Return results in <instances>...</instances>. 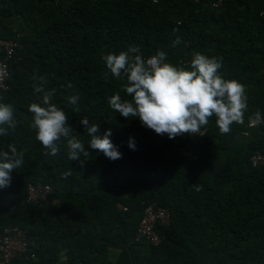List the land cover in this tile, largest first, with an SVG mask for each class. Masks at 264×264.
I'll return each instance as SVG.
<instances>
[{
	"label": "trees",
	"instance_id": "16d2710c",
	"mask_svg": "<svg viewBox=\"0 0 264 264\" xmlns=\"http://www.w3.org/2000/svg\"><path fill=\"white\" fill-rule=\"evenodd\" d=\"M0 37L19 43L0 102L20 121L0 135V151L15 145L23 155L0 189V239L14 227L28 239L6 264H264V165L251 162L264 150V122L248 119L264 116V0H0ZM129 46L145 59L165 51L177 67L188 68L193 51L222 59L225 79L245 86L244 124L222 135L213 116L203 133L170 139L115 112L109 97H131L103 58ZM41 77L90 153L83 165L68 159L63 138L56 156L35 138L28 108ZM85 117L101 136L111 129L122 158L88 145ZM39 184L52 187L48 199L28 201L29 186ZM152 204L170 212L168 224L155 225L158 244L138 236Z\"/></svg>",
	"mask_w": 264,
	"mask_h": 264
},
{
	"label": "clouds",
	"instance_id": "9594fccd",
	"mask_svg": "<svg viewBox=\"0 0 264 264\" xmlns=\"http://www.w3.org/2000/svg\"><path fill=\"white\" fill-rule=\"evenodd\" d=\"M181 43L177 37L173 47ZM111 75L121 81L122 90L131 100H123L119 93L109 97L110 107L125 118L137 117L142 126L154 131L157 135L167 134L170 139L184 134L194 135L209 123L215 116L216 126L220 133L228 134L231 126L244 124L245 112L248 109V97L243 84L234 79H225L222 59L209 57L199 51H193L190 66L177 67L166 62L167 53L158 51L145 59L139 46H129L127 52L108 54L103 58ZM41 84L34 85V91L40 94L37 102L29 105L28 111L33 114L31 128L35 130V138L46 149L44 155L56 156L62 138L67 142L68 159L79 160L90 153L74 134L66 112L52 102L55 89L46 90ZM104 79H108L106 73ZM71 87V85H69ZM79 97L72 95L69 100L76 104ZM250 126L264 122V116L256 111L249 116ZM18 121L11 105L0 102V135H7L8 130H15ZM80 123L85 133L90 136L88 145L99 150L111 160L122 158V153L110 139L111 129L101 136L100 125L92 124L88 118ZM129 147L135 150V143L129 139ZM23 155L15 145L8 150L0 151V189L10 186L11 173L21 167ZM71 170L63 173L66 179ZM196 190H201L196 186Z\"/></svg>",
	"mask_w": 264,
	"mask_h": 264
},
{
	"label": "built area",
	"instance_id": "2783aa9c",
	"mask_svg": "<svg viewBox=\"0 0 264 264\" xmlns=\"http://www.w3.org/2000/svg\"><path fill=\"white\" fill-rule=\"evenodd\" d=\"M198 1V0H196ZM214 7H221L224 0H211ZM19 43L13 39H5L0 37V92L10 88L9 78V60L13 56ZM200 130L199 133H203ZM253 166L264 165V150H259L251 157ZM52 187L49 184H39L38 186L30 185L28 192V201L47 200ZM170 221V212L168 209L159 207L154 204L146 207L144 216L141 219L138 236H145L152 243L158 244L160 237L155 230V225L161 223L168 224ZM28 239L23 230L14 227L7 230V234L0 239V263L6 264L17 255L27 251Z\"/></svg>",
	"mask_w": 264,
	"mask_h": 264
}]
</instances>
